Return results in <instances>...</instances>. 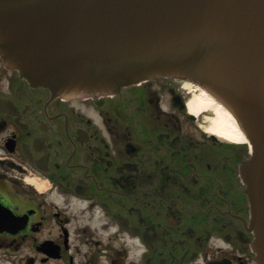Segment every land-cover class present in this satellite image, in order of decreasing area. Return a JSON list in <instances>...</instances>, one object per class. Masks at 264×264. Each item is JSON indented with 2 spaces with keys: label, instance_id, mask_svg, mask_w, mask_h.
<instances>
[{
  "label": "flooded vegetation",
  "instance_id": "obj_1",
  "mask_svg": "<svg viewBox=\"0 0 264 264\" xmlns=\"http://www.w3.org/2000/svg\"><path fill=\"white\" fill-rule=\"evenodd\" d=\"M184 80L70 98L0 58V264H255L245 145Z\"/></svg>",
  "mask_w": 264,
  "mask_h": 264
},
{
  "label": "water",
  "instance_id": "obj_2",
  "mask_svg": "<svg viewBox=\"0 0 264 264\" xmlns=\"http://www.w3.org/2000/svg\"><path fill=\"white\" fill-rule=\"evenodd\" d=\"M0 53L56 93L173 76L222 103L251 146L243 177L264 264V0H0Z\"/></svg>",
  "mask_w": 264,
  "mask_h": 264
},
{
  "label": "bare ground",
  "instance_id": "obj_3",
  "mask_svg": "<svg viewBox=\"0 0 264 264\" xmlns=\"http://www.w3.org/2000/svg\"><path fill=\"white\" fill-rule=\"evenodd\" d=\"M192 93L193 96L188 104L190 111L196 117L203 115L206 110L211 112V116L204 118L207 121L205 129L209 134L234 143L246 142L234 117L224 105L197 85L192 86Z\"/></svg>",
  "mask_w": 264,
  "mask_h": 264
},
{
  "label": "rangeland",
  "instance_id": "obj_4",
  "mask_svg": "<svg viewBox=\"0 0 264 264\" xmlns=\"http://www.w3.org/2000/svg\"><path fill=\"white\" fill-rule=\"evenodd\" d=\"M203 115H208L211 116V112L206 110L205 112H203ZM200 118H197V123L202 124L201 122V115H199Z\"/></svg>",
  "mask_w": 264,
  "mask_h": 264
}]
</instances>
